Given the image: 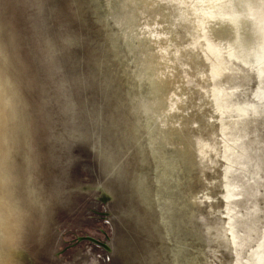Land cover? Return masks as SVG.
I'll return each instance as SVG.
<instances>
[{
	"label": "rangeland",
	"instance_id": "obj_1",
	"mask_svg": "<svg viewBox=\"0 0 264 264\" xmlns=\"http://www.w3.org/2000/svg\"><path fill=\"white\" fill-rule=\"evenodd\" d=\"M39 2L124 264H264V0Z\"/></svg>",
	"mask_w": 264,
	"mask_h": 264
},
{
	"label": "water",
	"instance_id": "obj_2",
	"mask_svg": "<svg viewBox=\"0 0 264 264\" xmlns=\"http://www.w3.org/2000/svg\"><path fill=\"white\" fill-rule=\"evenodd\" d=\"M0 264H124L112 180L39 0H0Z\"/></svg>",
	"mask_w": 264,
	"mask_h": 264
},
{
	"label": "clouds",
	"instance_id": "obj_3",
	"mask_svg": "<svg viewBox=\"0 0 264 264\" xmlns=\"http://www.w3.org/2000/svg\"><path fill=\"white\" fill-rule=\"evenodd\" d=\"M10 184L6 173L0 175V245L10 242L13 230L18 227L19 219L23 214Z\"/></svg>",
	"mask_w": 264,
	"mask_h": 264
}]
</instances>
